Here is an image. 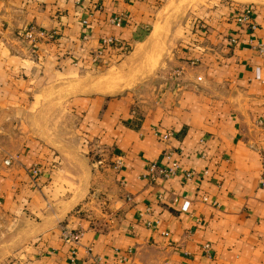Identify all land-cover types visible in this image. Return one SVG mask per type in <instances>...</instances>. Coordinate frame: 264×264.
Segmentation results:
<instances>
[{
	"label": "crops",
	"instance_id": "1",
	"mask_svg": "<svg viewBox=\"0 0 264 264\" xmlns=\"http://www.w3.org/2000/svg\"><path fill=\"white\" fill-rule=\"evenodd\" d=\"M171 1L0 0V208L37 221L6 264H264V0H195L147 83L95 86L125 55L103 39L140 49ZM57 89L62 148L32 124ZM164 151L177 173L151 178Z\"/></svg>",
	"mask_w": 264,
	"mask_h": 264
},
{
	"label": "rangeland",
	"instance_id": "2",
	"mask_svg": "<svg viewBox=\"0 0 264 264\" xmlns=\"http://www.w3.org/2000/svg\"><path fill=\"white\" fill-rule=\"evenodd\" d=\"M199 1V0H198ZM191 2V3H190ZM195 0H173L171 1L170 9L172 11H165L168 16V27H161V31L155 28L153 39L146 38L142 40L140 49H136L132 52L129 48L125 51V55L116 64L109 66L108 70L103 69L96 75L100 79L106 78L108 74L104 75L107 71L110 72L107 82L99 81L97 87L128 84L130 87L133 84L147 83L153 72L154 67L149 71L150 66H154L156 55H161L160 58L166 59L170 53L169 37L174 36V26L178 24L182 19H186L189 14L187 8ZM146 30H143L142 39L147 34ZM146 33V34H145ZM168 35V40H165L164 35ZM163 59V60H164ZM157 65H155L156 67ZM94 79L95 76L93 77ZM102 82V84H100ZM133 83V84H132ZM116 87V86H115ZM114 88V87H113ZM44 98L43 106L40 114L32 121V124L38 134H40L44 141L55 146L56 148L66 147L71 142L70 129L72 117L68 111H66L64 101L67 97V92L62 91H47ZM35 219L26 215L13 217L12 214H7L2 208H0V264H6L10 258H14L15 253L19 248L25 245L28 238L33 234L36 229Z\"/></svg>",
	"mask_w": 264,
	"mask_h": 264
},
{
	"label": "built area",
	"instance_id": "3",
	"mask_svg": "<svg viewBox=\"0 0 264 264\" xmlns=\"http://www.w3.org/2000/svg\"><path fill=\"white\" fill-rule=\"evenodd\" d=\"M249 13H250V11H249V8H247V7L238 9L237 13L235 14V18H236L237 22L238 23L247 22V20L249 18ZM122 16H123L122 14H117V15L113 16V18H112L113 22L116 25H119L122 21ZM83 21H85V20H83ZM251 26H253V25L251 24ZM38 32L41 33V31H38ZM46 35L47 34H45V36ZM50 35L51 34H48L47 36L49 37ZM23 36L25 38H30V39L34 38V31L32 30V28H27L26 30L23 31ZM103 42L118 43V41L114 37H110V36L104 38ZM256 47L260 53H262L264 51V45L263 44L258 43ZM169 134H170V132H164L161 134V137L166 138ZM163 156L167 159V162H165L163 164H160L156 161H151L150 163H148L147 168H146V174L149 175L151 178H153L155 176L167 178V177L172 176L175 173H177L178 164L176 161L169 159L170 158V152L164 151ZM259 159H260V180L262 182H264V150H261L259 152ZM3 163L4 164L9 163V156H7L3 159ZM32 171L35 172L36 168H33ZM202 172L205 173L206 170L203 169ZM193 174H194L193 169H183L180 172L181 177L185 180L190 179ZM202 198L206 199V196H202ZM185 206H186V204L183 205V207H185ZM79 235H80V230H78V229H70V228H67L65 226H62L60 228V237L63 239L64 242H67L68 244L71 245V248L69 249V252L71 254L75 253V248L73 247V245L77 242ZM203 247L207 248L208 245L206 243H204ZM94 264H97V263H94ZM114 264H120V262H115Z\"/></svg>",
	"mask_w": 264,
	"mask_h": 264
},
{
	"label": "trees",
	"instance_id": "4",
	"mask_svg": "<svg viewBox=\"0 0 264 264\" xmlns=\"http://www.w3.org/2000/svg\"><path fill=\"white\" fill-rule=\"evenodd\" d=\"M109 45H111L115 50L120 53V52H125L128 49V46L126 44L122 43H114L110 42Z\"/></svg>",
	"mask_w": 264,
	"mask_h": 264
},
{
	"label": "bare ground",
	"instance_id": "5",
	"mask_svg": "<svg viewBox=\"0 0 264 264\" xmlns=\"http://www.w3.org/2000/svg\"><path fill=\"white\" fill-rule=\"evenodd\" d=\"M157 25H155V27L153 28V30L155 31V28H158V27H156ZM109 76V75H108ZM108 76L106 77V78H103V80H106L107 81V79H108ZM101 81H102V79H100ZM99 80V81H100Z\"/></svg>",
	"mask_w": 264,
	"mask_h": 264
}]
</instances>
